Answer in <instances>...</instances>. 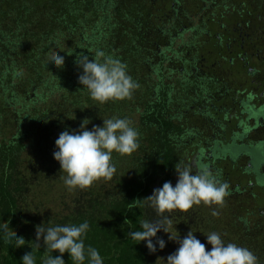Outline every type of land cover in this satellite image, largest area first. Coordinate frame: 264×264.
Here are the masks:
<instances>
[{
	"label": "trees",
	"instance_id": "16d2710c",
	"mask_svg": "<svg viewBox=\"0 0 264 264\" xmlns=\"http://www.w3.org/2000/svg\"><path fill=\"white\" fill-rule=\"evenodd\" d=\"M169 16L173 14L158 10L156 0H0V264H22L28 252L43 264L50 253L43 237L41 247L36 246V226L85 220L90 225L85 246L98 249L103 264H149L151 252L129 232L140 230L141 220L156 217L143 199L165 181L175 185L178 161L194 170L198 164L211 166L218 181L228 185L222 203L172 210L180 238L188 230L194 235L201 231L199 240L207 251L211 245L204 235L218 232L226 243L248 248L257 264H264V173L259 187L246 181L248 165L242 169L231 161L240 145H251L247 141H219L228 146L224 171L215 168L214 155H191L206 141L217 153L218 141L206 136L198 109L184 105L193 81L180 67L190 56L187 48L201 40H187L186 30L174 27ZM50 48L65 57L62 67L48 66ZM97 50L126 65L138 85L130 97L101 103L82 88L76 54L92 59ZM114 116L132 121L140 147L130 155L113 153L116 172L111 179L69 188L53 158L59 133L78 130L85 118L91 129ZM258 155L250 154L251 162ZM12 234L25 244L15 246ZM178 246L167 240L164 249L172 253ZM62 256L65 264H77L67 252Z\"/></svg>",
	"mask_w": 264,
	"mask_h": 264
},
{
	"label": "clouds",
	"instance_id": "9594fccd",
	"mask_svg": "<svg viewBox=\"0 0 264 264\" xmlns=\"http://www.w3.org/2000/svg\"><path fill=\"white\" fill-rule=\"evenodd\" d=\"M72 53L73 51L68 54ZM64 62L63 55L55 54V49H49L48 66L62 67ZM74 62L82 69L78 82L92 98L101 103L130 97L138 87L127 74L126 65L103 50H97L92 59L82 52L77 53ZM89 123V119L85 118L78 130L66 128L54 142L53 158L60 164L65 185L72 189L89 187L101 178L111 179L116 172L113 153L130 155L140 147V133L126 117L103 119L102 125L94 124L91 129L86 127ZM174 169L177 174L174 186L171 181H165L143 199L154 209L157 218L141 220L140 230L130 231L129 236L138 243L143 241L148 250L155 253L166 247L165 239L157 233H168V239L177 242L179 246L166 260L159 258L163 264H257V257L251 250L235 243H226L218 232L206 234L207 243L211 245V249L207 251L205 243L191 230L180 238L170 216L172 210L187 212L193 205L201 202L222 203L228 195V185L220 183L206 164H198L194 170L192 165L178 161ZM173 227L175 232L171 230ZM89 228L86 220L79 224L37 225L36 246L41 247L39 241L43 237L45 248L50 253L43 258V264H65L62 256L65 252L77 264H84L86 259L88 264H103L99 250L90 245L85 246L83 237ZM12 239L15 246L25 244L23 237L12 234ZM53 251H58L61 255L54 256L51 254ZM21 260L22 264H36L32 252L25 253Z\"/></svg>",
	"mask_w": 264,
	"mask_h": 264
},
{
	"label": "flooded vegetation",
	"instance_id": "af4514ba",
	"mask_svg": "<svg viewBox=\"0 0 264 264\" xmlns=\"http://www.w3.org/2000/svg\"><path fill=\"white\" fill-rule=\"evenodd\" d=\"M156 6L173 14L170 22L186 30L187 40H201L187 48L190 56L180 67L193 81L184 105L198 109L196 117L207 126L211 140L218 141V152L228 147L220 140L244 143L251 133L264 134V0H156ZM258 143L248 150L259 153L264 165V147ZM208 146L207 141L197 144L191 155H217ZM243 148L240 145L237 157Z\"/></svg>",
	"mask_w": 264,
	"mask_h": 264
},
{
	"label": "rangeland",
	"instance_id": "374dc122",
	"mask_svg": "<svg viewBox=\"0 0 264 264\" xmlns=\"http://www.w3.org/2000/svg\"><path fill=\"white\" fill-rule=\"evenodd\" d=\"M178 44V43H177ZM191 122V120H190ZM233 122V121H232ZM192 124L194 122H191ZM233 123H235L236 125V121H234ZM233 125V124H231ZM239 129L236 128L234 129V131H238ZM207 137H210L211 135H207ZM223 135H221V138ZM225 142V141H224ZM258 142H264V134H259V133H251L250 136H249V141L247 143L251 144L252 146H254L255 144H257ZM251 145H247L246 148H243L241 149L239 152V156L235 159V161L237 162V164L243 169L248 162H250L251 160L249 159V148H251L250 146ZM258 147L260 148H263L264 147V144H260L258 143ZM190 151V150H189ZM248 151V152H247ZM216 152H214L213 154H215ZM229 152L223 150L222 153H217V157H218V161L216 162V165H218L219 167L222 168V171L225 170V168H228V163L230 160L229 159V156L228 154ZM183 154H186L188 155V150L187 152H184ZM214 155V156H215ZM216 161V160H215ZM261 159H259L258 161L255 162H251L249 168L251 169V175H248V179H246V181H252L254 182L255 184H257V186H261L260 183H261V180H263V177H262V174L264 173V165L260 163ZM262 187V186H261ZM172 215H173V212L170 213V216H171V219H172ZM157 218V216L155 217ZM154 218V219H155ZM173 220V219H172ZM175 222L173 221V225L175 227V229L177 230L176 228V225L174 224ZM203 224H199L198 226H202ZM174 227L171 229L173 232H175V229ZM202 230V229H201ZM189 231V230H188ZM206 231V230H205ZM200 234L198 232H196V237L199 239V237H201V231H199ZM157 235L163 239H165V241L169 240L168 239V236L169 234L168 233H165L163 231H160L157 233ZM204 237H206V235H204ZM170 241V240H169ZM170 254L169 250L167 249H163V250H157L155 253H152L150 254L149 256V264H163V262L159 259V258H163L166 260L167 256Z\"/></svg>",
	"mask_w": 264,
	"mask_h": 264
}]
</instances>
